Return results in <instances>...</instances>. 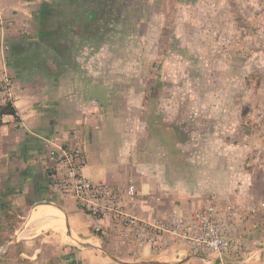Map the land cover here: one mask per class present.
I'll use <instances>...</instances> for the list:
<instances>
[{
	"label": "rangeland",
	"instance_id": "374dc122",
	"mask_svg": "<svg viewBox=\"0 0 264 264\" xmlns=\"http://www.w3.org/2000/svg\"><path fill=\"white\" fill-rule=\"evenodd\" d=\"M110 2L114 14L110 22H100V32L94 37H82L78 22L64 28L77 60L74 67L66 65L73 71L71 87H89L93 97L105 101L101 115L109 120L116 144L129 157L134 154L151 166L157 182H182L170 193L178 199L183 194V200L190 194L193 201L184 200L167 215L199 208L206 197L191 194L210 181L217 170L212 162L220 164L223 159L215 148L233 141L238 145L247 134L249 148L243 155L236 148L234 170L243 168L245 160L264 162V0ZM39 48L52 54L47 47ZM150 87L156 91L152 99ZM157 117L188 131V140L177 143V163L188 171L187 176H169L167 151L156 141L147 143L148 119ZM212 129L219 131L217 141L210 137ZM1 161L3 193L9 190V182ZM3 199L11 218L0 210V264H38L30 256L45 235L23 237L26 234L19 233L27 210L16 188ZM167 215L163 212L149 220H164ZM109 228L113 240L136 255L139 245L122 240L116 223Z\"/></svg>",
	"mask_w": 264,
	"mask_h": 264
},
{
	"label": "crops",
	"instance_id": "0c3cea01",
	"mask_svg": "<svg viewBox=\"0 0 264 264\" xmlns=\"http://www.w3.org/2000/svg\"><path fill=\"white\" fill-rule=\"evenodd\" d=\"M41 1L0 0V65L10 70L18 83L11 104L16 116L0 115V161L8 175V189L19 191L27 210L19 233L26 234L23 237L45 235L30 259H37L38 264H264V162L245 160L244 167L236 171L232 165L233 154L240 151L243 155L249 148L247 134L238 145L233 141L215 148L217 156L223 158L220 164L212 162L217 170L210 181L190 192L206 197L201 207L213 204L225 215L231 235L247 252L244 258L220 262L214 256L192 253L182 242L171 243L156 254L142 246L136 255H130L112 238L109 226L115 224L114 217L89 214L72 197L51 190L48 149L79 140L84 153L82 174L123 189L132 184L136 193L132 210L137 215L149 220L163 212L167 215L186 199L193 201L190 194L183 200V194L178 199L170 193L182 186L180 180L157 182L151 166L134 154L129 157L116 144L109 120L101 115L105 101L93 97L89 87H71V69L54 79L29 59L17 63L18 57L32 53L27 43L36 39ZM22 45L26 48L20 52ZM209 133L211 139L218 140L219 131Z\"/></svg>",
	"mask_w": 264,
	"mask_h": 264
},
{
	"label": "built area",
	"instance_id": "2783aa9c",
	"mask_svg": "<svg viewBox=\"0 0 264 264\" xmlns=\"http://www.w3.org/2000/svg\"><path fill=\"white\" fill-rule=\"evenodd\" d=\"M15 86L3 66L0 70V106L12 104ZM46 158L51 190L72 197L77 206L89 214L114 217L119 227L116 233L122 240L127 239L138 247L147 246L153 254L171 243L182 242L192 253L214 256L220 262L247 256L242 243L231 235L225 215L213 204L151 221L133 212L136 193L132 184L123 189L105 181L91 180L82 174L84 153L79 140L69 146L50 147Z\"/></svg>",
	"mask_w": 264,
	"mask_h": 264
},
{
	"label": "trees",
	"instance_id": "16d2710c",
	"mask_svg": "<svg viewBox=\"0 0 264 264\" xmlns=\"http://www.w3.org/2000/svg\"><path fill=\"white\" fill-rule=\"evenodd\" d=\"M113 2L109 0H42L37 14L36 39L27 43L31 46L30 56L18 57L17 63L29 59L30 64L43 69L49 76L56 79L64 73L66 65L74 67L77 63L72 40L66 37L64 28L74 23L80 24V33L84 38H91L100 32V22H110V14H114ZM44 44L52 51L49 54L39 49ZM26 46H20V52ZM149 98L156 97L155 87L149 88ZM1 114L16 116L15 109L6 104L0 106ZM186 129L174 121L164 120L161 117L148 119V140L156 141L167 151L169 160V176H187L189 173L181 167L178 161L179 150L177 143L188 140ZM10 192L0 193V210L7 219L11 218L8 202L3 197ZM99 236L102 233H98Z\"/></svg>",
	"mask_w": 264,
	"mask_h": 264
}]
</instances>
